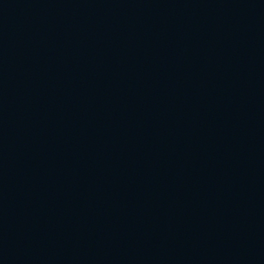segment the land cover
Returning a JSON list of instances; mask_svg holds the SVG:
<instances>
[{"label":"water","instance_id":"water-1","mask_svg":"<svg viewBox=\"0 0 264 264\" xmlns=\"http://www.w3.org/2000/svg\"><path fill=\"white\" fill-rule=\"evenodd\" d=\"M0 264H264V0H0Z\"/></svg>","mask_w":264,"mask_h":264}]
</instances>
